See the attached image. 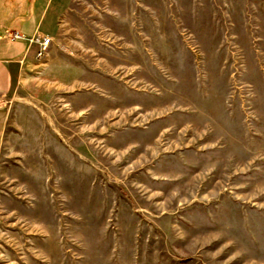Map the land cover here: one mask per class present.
<instances>
[{
    "label": "rangeland",
    "instance_id": "374dc122",
    "mask_svg": "<svg viewBox=\"0 0 264 264\" xmlns=\"http://www.w3.org/2000/svg\"><path fill=\"white\" fill-rule=\"evenodd\" d=\"M48 12L0 95V264H264V0Z\"/></svg>",
    "mask_w": 264,
    "mask_h": 264
},
{
    "label": "crops",
    "instance_id": "0c3cea01",
    "mask_svg": "<svg viewBox=\"0 0 264 264\" xmlns=\"http://www.w3.org/2000/svg\"><path fill=\"white\" fill-rule=\"evenodd\" d=\"M49 5L50 0H0V95L10 92L21 64L34 53L30 39L50 31ZM13 33L23 38L14 39ZM7 119L8 110L0 107V150Z\"/></svg>",
    "mask_w": 264,
    "mask_h": 264
},
{
    "label": "built area",
    "instance_id": "2783aa9c",
    "mask_svg": "<svg viewBox=\"0 0 264 264\" xmlns=\"http://www.w3.org/2000/svg\"><path fill=\"white\" fill-rule=\"evenodd\" d=\"M13 38L14 39H22L23 38V36L21 35V34H19V33H13ZM30 40H32V39H30ZM40 41H39V44H40V52H39V54H42L43 53V51H45L46 50V47L48 46V44L50 43V38H48V37H46V38H41V39H39Z\"/></svg>",
    "mask_w": 264,
    "mask_h": 264
}]
</instances>
